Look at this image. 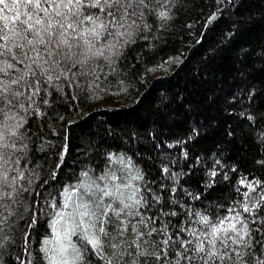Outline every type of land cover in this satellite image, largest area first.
Returning <instances> with one entry per match:
<instances>
[{
  "label": "trees",
  "instance_id": "1",
  "mask_svg": "<svg viewBox=\"0 0 264 264\" xmlns=\"http://www.w3.org/2000/svg\"><path fill=\"white\" fill-rule=\"evenodd\" d=\"M173 5V18L165 28L156 31L159 22L150 17L153 31L146 34L148 39L130 46L116 72L101 76L94 93L77 89L75 100L71 94L57 97L47 110L41 121L45 150L33 148L28 154V168L34 169L36 177L31 188L42 200L59 204L64 187L89 182L79 175L83 171L96 180L111 170L121 178L115 183H127L123 178L129 172L109 154L130 157L132 175L137 168L143 172L144 180L131 183L149 204L152 195L145 185L158 195L163 191L165 200L170 195L177 202L164 211L180 215L163 218L177 226L186 219L183 210L192 214V227H200L194 223L196 213L212 219L226 215L248 191L246 184L238 183L240 179L264 182V164L259 163L264 161V0H173ZM218 8V18L207 24ZM163 66H167L164 72H157ZM193 128L199 135L192 136ZM64 145L68 153L53 180L51 173ZM164 167L168 173L161 171ZM211 171L217 175L210 177ZM25 174L33 175L27 169ZM167 186L175 192L169 194ZM261 188L264 184L250 193V201L259 198ZM35 192L22 194L17 222L5 228L15 246L0 249L2 264H13L19 253L25 220L31 215L25 209ZM123 192L128 196L132 189ZM157 208L142 211L147 217ZM53 218L41 211L31 245L36 264H40V240L54 235L49 228ZM91 259L98 264L95 257Z\"/></svg>",
  "mask_w": 264,
  "mask_h": 264
},
{
  "label": "snow or ice",
  "instance_id": "2",
  "mask_svg": "<svg viewBox=\"0 0 264 264\" xmlns=\"http://www.w3.org/2000/svg\"><path fill=\"white\" fill-rule=\"evenodd\" d=\"M173 6V0H0V249L15 246L5 228L17 222L22 194L35 192L31 185L36 177L34 169L28 168V154L33 148L45 150L41 121L47 110L57 97L71 94L75 100L77 89L94 93L101 76L116 72L125 51L138 39H148L146 34L153 31L149 18L159 22L156 31H160L173 18ZM219 11L206 23L215 21ZM202 39L203 35L197 43ZM196 135L193 128L192 136ZM67 153L64 145L51 173L53 180ZM109 158L129 172L123 178L127 183H115L121 178L111 170L96 180L83 171L79 175L89 182L64 187L59 204L42 200L35 192L25 209L31 215L25 220L27 229L13 264H36L31 245L41 211L54 217L49 224L54 235L40 240V264H93L92 257L98 264H264V215L260 214L264 188L258 199L249 200L250 193L264 182L240 179L238 183L246 184L248 191L226 215L212 219L196 213L194 223L200 227H192V214L183 210L186 219L177 226L163 219L180 215L164 211L166 205L177 202L170 195L165 200L163 191L158 195L145 185L152 195L149 204L141 189L131 183L144 180L138 168L131 174V158L123 154H109ZM25 169L33 175L26 176ZM208 175L215 177L217 172ZM128 188L132 193L125 196L123 189ZM167 191L174 193L175 188L167 186ZM37 205L47 207L37 209ZM153 205L159 208L146 217L142 210Z\"/></svg>",
  "mask_w": 264,
  "mask_h": 264
},
{
  "label": "rangeland",
  "instance_id": "3",
  "mask_svg": "<svg viewBox=\"0 0 264 264\" xmlns=\"http://www.w3.org/2000/svg\"><path fill=\"white\" fill-rule=\"evenodd\" d=\"M167 66H163L162 68H158L157 72L163 73Z\"/></svg>",
  "mask_w": 264,
  "mask_h": 264
}]
</instances>
